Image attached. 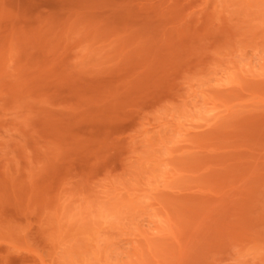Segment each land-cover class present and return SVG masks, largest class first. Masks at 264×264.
<instances>
[{
    "label": "rangeland",
    "instance_id": "374dc122",
    "mask_svg": "<svg viewBox=\"0 0 264 264\" xmlns=\"http://www.w3.org/2000/svg\"><path fill=\"white\" fill-rule=\"evenodd\" d=\"M0 264H264V0H0Z\"/></svg>",
    "mask_w": 264,
    "mask_h": 264
}]
</instances>
